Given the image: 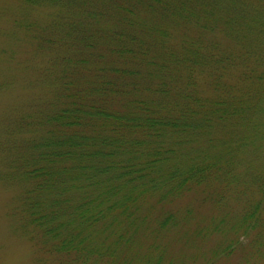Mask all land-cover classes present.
<instances>
[{"label":"rangeland","instance_id":"rangeland-1","mask_svg":"<svg viewBox=\"0 0 264 264\" xmlns=\"http://www.w3.org/2000/svg\"><path fill=\"white\" fill-rule=\"evenodd\" d=\"M213 1L217 3V0H113L114 6L132 9L129 15L136 22L130 33H136L150 53L158 52L162 46L178 53L184 39L192 40L196 47L200 45L209 57L201 73L195 76L198 94L218 93L238 105L229 120L226 121V116L214 119L203 137L195 134L187 144L193 153L201 156L204 148H209V139L214 138V143L219 139L220 161H229L227 168L214 170L204 183L171 195L168 201L144 196L139 202L137 226L129 228L121 224L119 228H112L114 235L121 234L114 249L115 237L107 232L96 233L100 228L98 223L95 234L87 237L93 245H107L113 254L97 255L91 259L92 264H264V195L259 190L261 183L264 184V177H259L264 173V138L259 134L253 143L246 140L222 145L229 129L235 127L239 135L246 134L251 139L252 133L245 132L247 124L241 123V116L250 125L264 111L261 107L264 59H259L264 56V26H234L227 12L229 0L228 3L221 0L219 9L215 6L210 11V18L215 16L214 20L203 27L201 9L214 6ZM230 1V6H240L242 1L258 4L259 15L264 16V3L259 4V0ZM71 2L0 0V264H58L64 259L62 254L48 250L31 227L27 228L28 233L23 229L24 218L17 211V205L24 183L18 177L16 162L28 155L32 142L44 133L46 127L43 128L40 119L45 111L51 110L50 102L64 97L69 85H65L67 80L78 91L84 86L90 89L103 62H116L115 66L120 67L119 63L125 61L117 53L118 56H87L82 61L78 58L77 54H86L89 49L102 53L104 46L114 40L98 37L95 41L92 37L86 46L75 33L67 37L64 31L59 34L53 24L56 20L82 24V18L93 9L102 12L101 16L97 14L89 19L97 30L117 29L127 21L119 13L102 9L100 0ZM88 8L90 11L85 10ZM246 15L252 17L249 12ZM160 28L166 30L164 36L160 35ZM92 42L96 45L90 46ZM212 45L217 50L213 51ZM218 50V53L229 52L232 61L214 62L212 52ZM71 63H82L84 69H75L68 76L65 66L74 68ZM142 64V60L129 58L124 68ZM167 64L172 65L170 61ZM145 70H141L137 86L155 81L147 78ZM170 72L180 73L181 69L173 66ZM214 77L218 90L212 88ZM124 81L127 83L129 77ZM143 91L146 95L153 94L151 88ZM125 93L132 95L134 91L126 89L115 97ZM256 104L259 113L255 110ZM259 119H264V114ZM227 169L230 173H226ZM102 187L99 184L93 189ZM255 203L259 210L251 220L245 221V214ZM165 212L173 217L160 227Z\"/></svg>","mask_w":264,"mask_h":264},{"label":"trees","instance_id":"trees-1","mask_svg":"<svg viewBox=\"0 0 264 264\" xmlns=\"http://www.w3.org/2000/svg\"><path fill=\"white\" fill-rule=\"evenodd\" d=\"M100 1L102 9L121 14L126 25L109 31L97 30L89 19L93 15L101 16L102 12L88 8L85 10L90 12L82 18V24H66L60 19L53 23L54 27L59 34L64 31L65 37L75 33L86 46L92 37L95 41L98 37L117 41L105 45L102 53L89 49L86 54H77L81 61L92 55H120L125 61L119 63L120 67L115 66L116 62H103L90 89L84 86L78 91L75 84L67 80L65 85H69L64 97L50 102L51 110L45 111L40 119L43 128L46 127L44 133L32 142L28 155L16 162L18 177L24 183L17 205V211L24 218L23 229L28 233L27 228L31 227L48 250L62 254L64 259L58 264H92L91 259L97 255L113 254L121 234L114 235L112 228H119L121 224L129 228L137 226L139 202L144 196L168 201L171 195L204 183L214 170H225L230 163L220 161L219 139L216 143L214 138L209 139V148H204L201 156L187 147L195 134L202 137L206 134V128L212 126L214 119L226 116V121L229 120L238 105L218 93L198 94L195 76L201 73L209 57L201 46L196 47L192 40L184 39L178 53H173L168 46L150 53L146 43L137 38L136 33H130L136 22L129 15L132 9L114 6L113 0ZM220 2L217 0L209 8L202 7L203 27L214 20L215 16L210 18V11L215 6L219 9ZM260 3L264 0H259ZM231 4L229 0L227 12L234 26H264L258 4L243 1L239 2L241 7ZM246 17L249 20L246 21ZM258 17L262 22H258ZM159 30L164 36L166 30ZM94 45L95 42L90 43ZM211 49L217 50L213 45ZM219 51L212 52L213 61H232L229 52ZM129 58L142 60L143 64L124 68ZM169 61L171 66L167 64ZM71 64L74 68L69 64L65 66L68 76L75 69H84L82 63ZM173 66L181 72L172 74L170 67ZM143 68L147 78L155 81L137 86ZM126 77L129 81L124 84ZM213 81L212 88L218 90L215 77ZM145 88H151L153 94H144ZM126 89L134 93L115 97ZM259 98L261 100L262 96ZM255 107L259 113V106ZM261 107L264 108V101ZM263 114L264 111L259 115ZM259 115L250 125L241 116V123L247 124L245 132L252 133L251 139L246 134L239 135L235 127L229 129L222 145L246 140L253 143L259 134L264 138V119H259ZM262 174L259 177H264ZM99 184L103 187L94 191L93 187ZM261 185L259 190L264 195V184ZM74 193L78 196L74 197ZM257 203L249 207L245 221L251 220L259 210ZM172 217L169 212L163 213L159 226H165ZM98 223L100 228L96 233L107 232L115 237L113 249L91 243L89 237L95 234Z\"/></svg>","mask_w":264,"mask_h":264}]
</instances>
